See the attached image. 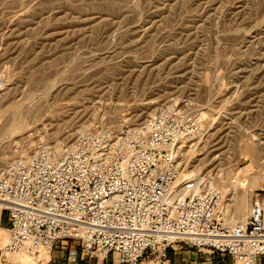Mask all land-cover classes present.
<instances>
[{
  "label": "rangeland",
  "instance_id": "obj_1",
  "mask_svg": "<svg viewBox=\"0 0 264 264\" xmlns=\"http://www.w3.org/2000/svg\"><path fill=\"white\" fill-rule=\"evenodd\" d=\"M168 109L200 115L176 150L182 175L205 177L226 223L241 220L264 190V0H0V169L26 136L67 145L96 123L127 136ZM67 248L55 264L78 263Z\"/></svg>",
  "mask_w": 264,
  "mask_h": 264
},
{
  "label": "built area",
  "instance_id": "obj_2",
  "mask_svg": "<svg viewBox=\"0 0 264 264\" xmlns=\"http://www.w3.org/2000/svg\"><path fill=\"white\" fill-rule=\"evenodd\" d=\"M201 129L199 114L168 109L127 136L96 123L67 145L31 136L12 144L0 169V258L7 264L8 255L35 251L55 264L67 244L69 254L79 252L77 264H167L177 249L259 264L264 190L231 226L221 192L205 177H182L176 150Z\"/></svg>",
  "mask_w": 264,
  "mask_h": 264
},
{
  "label": "crops",
  "instance_id": "obj_3",
  "mask_svg": "<svg viewBox=\"0 0 264 264\" xmlns=\"http://www.w3.org/2000/svg\"><path fill=\"white\" fill-rule=\"evenodd\" d=\"M3 218L0 217V225L6 227L3 224ZM106 264H110L107 262ZM167 264H231L230 259H223L216 256H208L206 254L199 253L193 249H186L184 252H168ZM259 264H264V258L259 259Z\"/></svg>",
  "mask_w": 264,
  "mask_h": 264
},
{
  "label": "bare ground",
  "instance_id": "obj_4",
  "mask_svg": "<svg viewBox=\"0 0 264 264\" xmlns=\"http://www.w3.org/2000/svg\"><path fill=\"white\" fill-rule=\"evenodd\" d=\"M202 114V113H201ZM203 115V114H202ZM201 115V116H202ZM204 116V115H203ZM14 121H15V123H14ZM13 121V125H11V126H13L12 127V129H11V133L12 134H14V133H16V132H18V131H20L21 130V128H22V126H23V124H21V123H18V122H16V120H14ZM17 121H18V119H17ZM10 130V129H9ZM74 131V130H73ZM138 131H142V130H138ZM249 151H250V149H249ZM189 175H182V177H188ZM214 179H216L215 177H213ZM253 178V177H252ZM213 180V179H212ZM253 180H256L255 178H253ZM250 183V182H249ZM251 183H254V182H251ZM251 183L249 184V186H251ZM257 184V183H256ZM256 184H252V186H256ZM211 185V184H210ZM251 186V187H252ZM212 187V186H211ZM254 188V187H253ZM252 188V189H253ZM240 198H243L242 196L240 197ZM238 200H240V205H242V202H244V201H242L243 199H239L238 198ZM237 200V201H238ZM242 201V202H241ZM238 204H239V202H238ZM226 205L227 204H225L224 203V210H225V212L227 213V208H226ZM245 205V204H244ZM239 206V205H238ZM243 207V206H242ZM0 209H1V204H0ZM241 214H242V217L248 212V210H246V208H245V210L244 209H241V206H239V210H238ZM245 211V212H244ZM240 215V214H239ZM241 217V216H240ZM240 221V220H239ZM226 224H228V225H233V223L231 224V223H226ZM4 243V242H3ZM16 256H17V258H18V260L21 262V263H24V264H34V263H39V261L43 258V257H45L43 254H39V253H37V252H35V251H22V252H20V253H18V254H16Z\"/></svg>",
  "mask_w": 264,
  "mask_h": 264
}]
</instances>
